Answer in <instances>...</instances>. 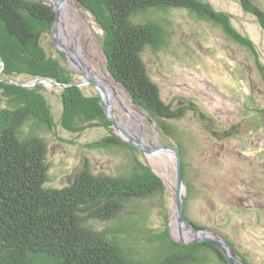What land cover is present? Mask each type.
I'll return each mask as SVG.
<instances>
[{
  "label": "trees",
  "instance_id": "1",
  "mask_svg": "<svg viewBox=\"0 0 264 264\" xmlns=\"http://www.w3.org/2000/svg\"><path fill=\"white\" fill-rule=\"evenodd\" d=\"M77 1L95 15L106 32L103 47L115 81L164 136L177 135L173 122L189 114L219 142L240 140L245 132L244 121H250L253 129L258 120L255 113L249 120L223 125L194 100L185 99L178 105L166 101L145 59L149 49L160 47L164 35V27L154 23L149 14L167 9L198 13L210 22L221 24L237 44L255 50L250 38L233 28L227 13L216 11L203 0ZM240 1L264 28L263 8L254 0ZM54 21L51 6L41 0H0V59L6 63L0 80V264H230L207 242L180 244L171 238L168 226L162 224L152 230L140 224L142 202L163 196L165 183L144 161L143 151L112 131V121L105 113L100 95H86L74 84L72 71L49 54L43 39L52 31ZM260 68L264 73V67L260 65ZM21 76L72 84L62 90V125L72 132L106 127L110 134L91 146L124 154L131 151L133 167L117 173L96 172L87 161L70 184L52 187L44 135L54 132L56 122L51 106L36 90L42 85L28 89L3 81L18 80ZM85 107L89 110L82 114L80 108ZM72 111L81 115L73 116ZM183 168L185 178L188 162L184 160ZM193 189L190 185V190ZM185 214L202 227L187 215V207ZM127 218L136 219L135 230L148 242L137 246L141 250L153 249L149 255H136L125 249L132 234L127 227V233L124 229ZM99 223L111 225L100 227ZM111 226L120 227L121 234L110 233Z\"/></svg>",
  "mask_w": 264,
  "mask_h": 264
},
{
  "label": "rangeland",
  "instance_id": "2",
  "mask_svg": "<svg viewBox=\"0 0 264 264\" xmlns=\"http://www.w3.org/2000/svg\"><path fill=\"white\" fill-rule=\"evenodd\" d=\"M41 1L50 5L48 0ZM67 1L71 14L69 27L73 31L71 34L79 40L77 45L83 58L94 71L108 78L120 92L125 93L132 103L129 94L115 81L108 69L103 47L106 34L103 26L95 15L77 0ZM203 1L216 11L227 13L233 28L250 38L255 50L247 45L237 44L221 24L210 22L198 13L186 9L155 10L149 15L154 23L158 22L164 27V35L157 50L149 49L145 53L149 72L159 84L163 98L168 102L178 105L185 99L194 100L223 125L249 120L254 117V113L259 122L257 120V125L252 129L251 122L244 121L242 129L245 132L240 140L219 142L204 130L202 123L192 114L173 122L177 131L174 137L164 136L159 132L154 138L152 124L144 117L146 128L143 135L156 144L173 145L180 152L183 151L182 158L188 162L184 178L187 215L203 228L230 239L229 242L241 256L243 255L246 263L264 264V73L260 68V65L264 67V28L256 15L244 9L240 0ZM254 2L264 10V0ZM53 30L54 27L45 35L43 45L51 56L58 58L62 65L72 71L73 82L79 86L83 77L70 68L67 58H62L54 42ZM3 63H0V79L6 69L5 61ZM17 79L28 84L35 81L25 76ZM38 85L42 86L36 90L51 106L56 122L54 132L44 135L48 143V160L51 166L49 181L52 187L70 184L75 173L87 161L96 172L117 173L129 166L133 167L131 151L124 154L110 148L91 146L110 134L106 127L94 126L82 132H72L62 125L64 86L55 87L41 83L28 89H35ZM79 87L88 96L100 95L92 83ZM108 92L111 93L110 90ZM80 109L81 113L89 110L88 107ZM113 109L123 128L127 129L125 123L135 128L136 121L129 119L122 105L116 104ZM72 115L77 117L79 114L72 111ZM258 123L261 124L260 127ZM111 128L116 133L113 126ZM143 159L164 181L166 193L142 202L140 224L152 230L160 228L163 224L169 229L172 221L171 233L175 239H179L174 219L177 180L173 163L165 155L148 156L144 153ZM221 164L226 167L222 168ZM190 185L194 186L192 191ZM127 220L125 232L127 233L128 228L132 234L125 243V249L129 253L133 251L136 255L152 253L153 249L139 248L145 242L144 236L135 230L136 219ZM107 225L111 223H99L100 227ZM108 230L115 235L122 232L117 226H111Z\"/></svg>",
  "mask_w": 264,
  "mask_h": 264
},
{
  "label": "water",
  "instance_id": "3",
  "mask_svg": "<svg viewBox=\"0 0 264 264\" xmlns=\"http://www.w3.org/2000/svg\"><path fill=\"white\" fill-rule=\"evenodd\" d=\"M54 14H55V21H54V30H53V37L55 45L57 46L58 50L63 53L68 62L70 68L74 70L76 73L83 77L80 85H84L87 83H92L95 85L96 89L99 91L101 100L103 102L104 110L108 118L112 121V126L114 131L129 145L134 146L140 150H142L146 155H165L168 157L176 170V212H175V220L178 227L179 232V239H175L171 233L172 229V221L169 224V230L171 233L172 238L180 244L184 245H194L199 242H207L217 248L226 258L227 262L230 264H247L243 257L238 253L237 250L233 248L231 243L227 238L223 235L215 232L209 231L205 228H201L195 225L185 214V208L187 204V192H186V184L184 181V168H183V158L180 150L168 144H156L152 140L145 142L143 138V134L140 135H131L129 134L119 123L115 116V112L113 110V103L114 99H118L116 90L108 79L105 81L110 85L112 93H109L105 88L102 80L103 78L100 77V74L94 71L90 65L84 62L78 55V51L73 45H68L62 39L60 35V25L61 19L59 15L60 7H62L65 0H48ZM80 51V49H79ZM0 63L4 64L3 61L0 60ZM1 80V79H0ZM4 81L9 83H15L19 86L29 88L37 84H47L49 86L55 87H62L68 86L70 84H64L63 82H57L53 79H46V78H38L31 84L23 83L19 80L14 78H7ZM124 110L127 109L122 105ZM136 108V107H135ZM143 115L148 119V121L152 124L155 134H159V130L155 124V122L145 113L141 112ZM154 134V135H155Z\"/></svg>",
  "mask_w": 264,
  "mask_h": 264
},
{
  "label": "bare ground",
  "instance_id": "4",
  "mask_svg": "<svg viewBox=\"0 0 264 264\" xmlns=\"http://www.w3.org/2000/svg\"><path fill=\"white\" fill-rule=\"evenodd\" d=\"M68 2L69 1L65 0L64 3H63V5H62V7H60V11H59V15H60V19H61L60 35H61L62 39L65 41L66 44H70V45L75 46V48L78 51L79 57L82 58L84 62L88 63V61L83 58V55L79 51L80 48L77 45V42H79L78 38L77 37H74L72 35L73 34L72 28L69 27V24H70L69 17H70L71 14L68 11V7H69V3ZM100 77L104 79V80H102V82H103L105 88L107 89V91L110 90L111 93H112L113 90H111L110 85L105 81L108 78L105 79L101 75H100ZM110 83H111V86H113L115 88L116 93H117V97H118V99L117 98L114 99L113 107L116 104L124 105V107L127 109V111H125L126 115L129 117L130 120H135L136 121V124H135V128L134 129L131 128L130 125L126 127L127 129H125V128L124 129L126 131L127 130L130 131L132 133V135L144 134V128H146V124H145L143 118L145 116L142 113H140L137 108H135V105L133 106V102L132 101H131L132 103H130L129 98H128V96L125 93L120 92L119 88L117 86L113 85L111 81H110ZM114 112H115V110H114ZM127 124H129V123H127ZM142 136H143L145 142H148L149 141V140H147L145 138L144 135H142ZM157 136H158V134H155L154 138H156Z\"/></svg>",
  "mask_w": 264,
  "mask_h": 264
},
{
  "label": "flooded vegetation",
  "instance_id": "5",
  "mask_svg": "<svg viewBox=\"0 0 264 264\" xmlns=\"http://www.w3.org/2000/svg\"><path fill=\"white\" fill-rule=\"evenodd\" d=\"M126 127L129 126V124L125 123Z\"/></svg>",
  "mask_w": 264,
  "mask_h": 264
}]
</instances>
